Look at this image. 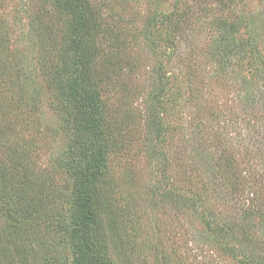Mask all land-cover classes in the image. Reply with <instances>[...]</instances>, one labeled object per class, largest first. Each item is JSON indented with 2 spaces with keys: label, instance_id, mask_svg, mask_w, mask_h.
I'll use <instances>...</instances> for the list:
<instances>
[{
  "label": "rangeland",
  "instance_id": "rangeland-1",
  "mask_svg": "<svg viewBox=\"0 0 264 264\" xmlns=\"http://www.w3.org/2000/svg\"><path fill=\"white\" fill-rule=\"evenodd\" d=\"M91 1L107 29L96 43L103 49L97 59L106 81H101V94L120 132L107 179L115 201L105 223L119 263L263 264L264 117L256 116L263 126L258 124L255 144L246 124L237 129L230 123L242 114L238 93H245L244 84L264 86V0H234L233 5L227 0ZM56 5L55 0H0V68L34 72L39 105L28 137H36L37 161L48 173L41 181H52L67 193L72 179L53 164L71 145L72 134L66 130L71 110L49 74L64 46L56 39L59 28L69 15ZM240 14L249 22L236 26L235 42L246 44L248 58L212 54L214 44ZM188 19L191 27L182 28ZM195 27L203 29L185 44ZM176 41L180 52L169 47ZM165 74L169 91L162 95ZM26 113L15 107L4 120L21 124ZM162 124L167 129L164 141L157 133ZM226 124L230 128H224ZM221 154L223 165L232 155L238 162L217 169L215 157ZM172 192L180 195L179 201H172ZM238 203L254 207L248 219L253 242L248 246L260 247L250 254V248L230 241V251L240 254L234 257L216 247L212 236L209 239L203 212L209 207L217 220L235 218L245 224L237 215ZM51 249L52 264H73L69 247Z\"/></svg>",
  "mask_w": 264,
  "mask_h": 264
},
{
  "label": "trees",
  "instance_id": "trees-1",
  "mask_svg": "<svg viewBox=\"0 0 264 264\" xmlns=\"http://www.w3.org/2000/svg\"><path fill=\"white\" fill-rule=\"evenodd\" d=\"M55 1L57 9L69 15V19L59 28L60 36L56 37L64 44L58 56L63 63L60 65L56 59L51 64L49 81L58 88L59 97L71 110L66 130L70 131L72 137L71 145L65 153L54 158L53 165L56 169H65L72 184L70 190L63 193L54 182L49 181L45 185L41 181V176L48 173H43L45 169L42 170L38 164L36 137H28L31 122L34 121L32 118L37 115L36 107L39 105L36 102L39 95L35 94L38 86L33 87L32 83L34 72L25 68L12 70L3 65L0 68V109H4L0 114V264H52L55 259L54 252H51L53 245L69 247L73 264H121L115 256V247L110 243L105 226L115 201V190L111 188V182H107L109 163L111 155L118 151L114 149L118 148L120 140V132L111 121L110 108L100 87L106 81L97 61L103 49L97 48L96 43L105 38L107 29L102 27L100 9L91 0ZM227 1L228 5L234 3V0ZM248 22L241 14L230 22L211 53L231 60L232 56L239 60L248 58L246 44L235 42L236 26ZM190 27L188 19L182 28ZM202 29H191L183 42H191L190 38ZM175 43L170 44V49L180 52L177 41ZM161 78L163 86L160 94L163 95L169 91L166 81L169 76L165 74ZM250 83L244 84L247 86L244 94L238 93L242 114L238 112L230 124L237 129L241 128V124H246L247 134L252 132L250 142L255 144L258 140L255 134L257 127L263 126L256 116L264 117V86ZM160 98L164 99V96ZM15 107L27 112L21 124L4 120ZM228 125H224V128ZM158 128L157 133L163 139L167 129L163 124ZM198 128L202 130L200 125ZM218 141L222 143L221 138ZM222 159V154L215 157L214 166L217 169L229 168L238 162L233 155L226 165L220 163ZM214 171L211 174L215 175ZM170 195L172 201L180 200V195L173 192ZM239 207L237 215L242 216L245 224L235 218L217 220V215L209 207L207 212H203L210 230L209 239L212 236V243L216 247L234 257L240 254L235 253L236 249L230 251L227 247L230 241H237L247 248L253 242L248 219L252 217L254 207H241V204ZM255 208L259 211L257 206ZM113 222L110 220V223ZM223 239L225 241L221 242ZM263 246L261 249L264 251ZM258 247L260 245H253L250 254L256 253ZM250 264H254V261L250 260Z\"/></svg>",
  "mask_w": 264,
  "mask_h": 264
}]
</instances>
